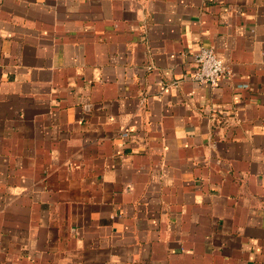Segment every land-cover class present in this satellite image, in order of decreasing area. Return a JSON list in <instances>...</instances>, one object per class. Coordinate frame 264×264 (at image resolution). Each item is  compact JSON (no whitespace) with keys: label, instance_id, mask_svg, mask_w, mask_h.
Wrapping results in <instances>:
<instances>
[{"label":"crops","instance_id":"obj_1","mask_svg":"<svg viewBox=\"0 0 264 264\" xmlns=\"http://www.w3.org/2000/svg\"><path fill=\"white\" fill-rule=\"evenodd\" d=\"M0 264H264V0H0Z\"/></svg>","mask_w":264,"mask_h":264},{"label":"built area","instance_id":"obj_2","mask_svg":"<svg viewBox=\"0 0 264 264\" xmlns=\"http://www.w3.org/2000/svg\"><path fill=\"white\" fill-rule=\"evenodd\" d=\"M193 64L192 78L201 84L216 86L224 76L231 75L230 68L211 47H199L193 53ZM121 135L122 137H127L128 132L124 131Z\"/></svg>","mask_w":264,"mask_h":264}]
</instances>
